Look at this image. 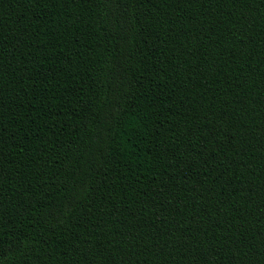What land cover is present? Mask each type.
Here are the masks:
<instances>
[{
    "label": "trees",
    "instance_id": "obj_1",
    "mask_svg": "<svg viewBox=\"0 0 264 264\" xmlns=\"http://www.w3.org/2000/svg\"><path fill=\"white\" fill-rule=\"evenodd\" d=\"M0 264H264V0H0Z\"/></svg>",
    "mask_w": 264,
    "mask_h": 264
}]
</instances>
